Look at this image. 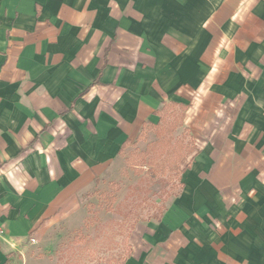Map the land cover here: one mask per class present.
<instances>
[{
  "label": "crops",
  "instance_id": "obj_1",
  "mask_svg": "<svg viewBox=\"0 0 264 264\" xmlns=\"http://www.w3.org/2000/svg\"><path fill=\"white\" fill-rule=\"evenodd\" d=\"M166 105L196 150L125 264H264V0H0V264L155 143Z\"/></svg>",
  "mask_w": 264,
  "mask_h": 264
},
{
  "label": "rangeland",
  "instance_id": "obj_2",
  "mask_svg": "<svg viewBox=\"0 0 264 264\" xmlns=\"http://www.w3.org/2000/svg\"><path fill=\"white\" fill-rule=\"evenodd\" d=\"M191 138L182 128L172 136L173 142L183 140L185 145L174 160L180 170L184 165L179 160H187L190 154L187 143ZM149 139L158 140L157 134ZM147 145L142 142L124 151V160H120L123 167L83 195L82 211L76 218L50 228L40 243L31 239L25 252L26 264H120L136 225L159 218L179 190L176 168L167 176L149 178ZM154 156L156 151L152 150L149 157ZM134 164L141 166L135 168ZM139 169H143L141 173Z\"/></svg>",
  "mask_w": 264,
  "mask_h": 264
},
{
  "label": "trees",
  "instance_id": "obj_3",
  "mask_svg": "<svg viewBox=\"0 0 264 264\" xmlns=\"http://www.w3.org/2000/svg\"><path fill=\"white\" fill-rule=\"evenodd\" d=\"M184 107H175L173 105H166L164 106V109L162 110V117L163 118V124L157 127L156 134L158 137V140L148 145L147 151L145 152V155L148 157L147 165L148 170L147 174L150 179H157L158 175L167 176L169 175L170 171H174V169H177V173L180 174L179 181H181V174L182 170H180L179 166L177 165V162L174 161L180 153H182L183 150H185V145L183 143V140H178L173 142L172 136L178 128L183 127V120H184ZM166 115L170 116V120L168 121L166 118ZM150 129V128H148ZM184 133H187L189 135V131L187 129L184 130ZM192 139V138H191ZM188 141V145L190 146V149L187 148V153L192 154L196 150L193 145V139ZM156 151V156L150 158L149 155L151 154V151ZM189 154V155H190ZM188 155V156H189ZM186 158H183L179 161L181 163H184ZM181 163L180 164L181 166ZM141 165L134 164L133 167L139 168ZM178 166V167H177ZM139 173L142 172L143 169H139ZM179 188H180V182H179ZM130 255V246L128 248L126 257L124 259H120V264H125L126 258Z\"/></svg>",
  "mask_w": 264,
  "mask_h": 264
}]
</instances>
